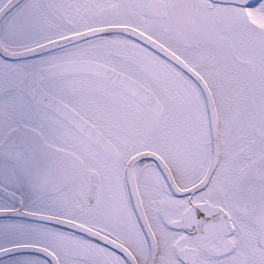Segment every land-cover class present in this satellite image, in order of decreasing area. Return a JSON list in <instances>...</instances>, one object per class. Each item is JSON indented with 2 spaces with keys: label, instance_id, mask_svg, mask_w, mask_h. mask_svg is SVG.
<instances>
[{
  "label": "snow or ice",
  "instance_id": "1",
  "mask_svg": "<svg viewBox=\"0 0 264 264\" xmlns=\"http://www.w3.org/2000/svg\"><path fill=\"white\" fill-rule=\"evenodd\" d=\"M0 264H264V0H0Z\"/></svg>",
  "mask_w": 264,
  "mask_h": 264
}]
</instances>
